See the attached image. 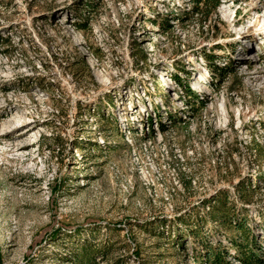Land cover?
<instances>
[{
  "label": "rangeland",
  "instance_id": "obj_1",
  "mask_svg": "<svg viewBox=\"0 0 264 264\" xmlns=\"http://www.w3.org/2000/svg\"><path fill=\"white\" fill-rule=\"evenodd\" d=\"M215 1L0 0V264H264V0Z\"/></svg>",
  "mask_w": 264,
  "mask_h": 264
},
{
  "label": "bare ground",
  "instance_id": "obj_2",
  "mask_svg": "<svg viewBox=\"0 0 264 264\" xmlns=\"http://www.w3.org/2000/svg\"><path fill=\"white\" fill-rule=\"evenodd\" d=\"M224 12L226 13L227 10L225 9ZM264 31V30H262ZM241 31H237V33L240 35ZM257 52V51H256ZM256 52H250L246 57L245 60L247 59L250 62H254L252 61L255 57H256ZM246 74L247 75H253V76H259L261 77V79L264 82V71H256V72H249L246 70ZM203 74L199 75V77L197 79H195V83L192 85L193 89H195V91H201V89H203L204 91H208L207 87L204 86L203 84ZM9 119H7L2 125H0V133H2V135L0 136V138L2 139H7L11 142V144L9 143L8 145H6L7 147H10L11 150L14 152L15 156L18 157H23L25 152L31 151V148L33 146L34 142L28 141V142H21L19 136L14 135L13 134V128L16 126H20L22 123L26 122L25 120H23L22 117H16V119H12V117H8ZM132 121V120H131ZM27 131V130H25Z\"/></svg>",
  "mask_w": 264,
  "mask_h": 264
},
{
  "label": "trees",
  "instance_id": "obj_3",
  "mask_svg": "<svg viewBox=\"0 0 264 264\" xmlns=\"http://www.w3.org/2000/svg\"><path fill=\"white\" fill-rule=\"evenodd\" d=\"M192 1L194 4H196V7L199 5V4H202L204 5L206 2L210 1V0H190ZM217 5H218V0L215 1L214 4H212V10L214 11L216 8H217ZM196 14H198V11L197 12V8L195 10ZM171 78L173 79L174 82L178 83L179 80L176 76H171ZM221 83V82H220ZM184 89H185V92L187 93V95H189L190 97H195V91H193L192 89L190 90V88L187 86V85H181ZM226 204V203H225ZM214 207H212L213 209ZM243 228V227H242ZM88 245H84L82 248H81V251H82V258L80 257H76L77 261L79 262V264H84V262L86 261V259L88 258V256L85 254V252L87 251L88 249ZM85 260V261H84ZM89 260V259H88ZM215 262H220L221 258H220V255L217 254L215 255Z\"/></svg>",
  "mask_w": 264,
  "mask_h": 264
}]
</instances>
